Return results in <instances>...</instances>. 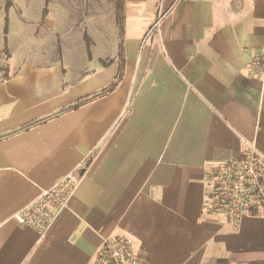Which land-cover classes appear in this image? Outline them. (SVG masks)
Segmentation results:
<instances>
[{"label": "crops", "instance_id": "0c3cea01", "mask_svg": "<svg viewBox=\"0 0 264 264\" xmlns=\"http://www.w3.org/2000/svg\"><path fill=\"white\" fill-rule=\"evenodd\" d=\"M43 17L0 24V264H92L119 237L144 264H264V211L234 225L204 204L209 167L246 143L264 159V0H123L120 82L63 112L114 80L120 38ZM89 154L45 235L13 219Z\"/></svg>", "mask_w": 264, "mask_h": 264}, {"label": "built area", "instance_id": "2783aa9c", "mask_svg": "<svg viewBox=\"0 0 264 264\" xmlns=\"http://www.w3.org/2000/svg\"><path fill=\"white\" fill-rule=\"evenodd\" d=\"M247 68L255 77L264 76V47L251 56ZM90 157L89 154L74 169L43 189L14 213L13 219L39 236L45 235L87 171ZM206 187L205 209L238 225L248 213L264 211V159L252 144L246 143L242 158L218 163L206 170ZM133 247L130 237L104 241L92 264H144L133 257Z\"/></svg>", "mask_w": 264, "mask_h": 264}, {"label": "rangeland", "instance_id": "374dc122", "mask_svg": "<svg viewBox=\"0 0 264 264\" xmlns=\"http://www.w3.org/2000/svg\"><path fill=\"white\" fill-rule=\"evenodd\" d=\"M7 1L12 3L7 14L8 30L14 34L17 30L15 19H44V8L47 9L45 19H73L75 23L79 19L95 23L97 19H115V0H0V24L6 19L3 8ZM84 27L83 22H78L74 33L81 32Z\"/></svg>", "mask_w": 264, "mask_h": 264}, {"label": "trees", "instance_id": "16d2710c", "mask_svg": "<svg viewBox=\"0 0 264 264\" xmlns=\"http://www.w3.org/2000/svg\"><path fill=\"white\" fill-rule=\"evenodd\" d=\"M12 3L7 1L4 4V16L6 19H4V28H3V32L4 34L7 33L8 30V19H7V14L9 9L11 8ZM114 7H115V11H114V15H115V20H116V26H117V34H118V38H120V44H119V51H118V55H117V61H118V71H117V75L114 78V80L105 88L93 93L92 95L83 97L81 99H78L77 101H75L72 105H69L68 107H66L65 109H63L60 112L63 111H67V110H72L74 108H77L87 102H90L94 99H97L99 97H102L108 93H110L112 90H114L116 88V86L118 85V83L120 82V79L122 77L123 74V47H122V34H123V0H115L114 2ZM44 15H46L47 13V9L43 10ZM84 39L86 41V44H88V39L86 34H84Z\"/></svg>", "mask_w": 264, "mask_h": 264}]
</instances>
